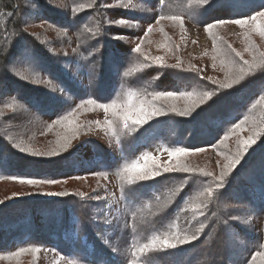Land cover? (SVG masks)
Returning <instances> with one entry per match:
<instances>
[{"label": "rangeland", "instance_id": "rangeland-1", "mask_svg": "<svg viewBox=\"0 0 264 264\" xmlns=\"http://www.w3.org/2000/svg\"><path fill=\"white\" fill-rule=\"evenodd\" d=\"M145 1L147 0H131V3L129 0H26L24 2L26 11L20 16L26 19L25 30L36 42L49 50L50 54L45 56L48 61L57 65L62 72V78H54L43 73L35 74L24 69V67L40 68L39 60L42 59L43 54L39 52L42 55L36 56L35 53L39 51L37 48L34 52L30 51L29 55L23 53L10 60L7 70L19 79L28 82L33 80L34 86L49 92L51 95L49 105L56 111L58 108L65 107L70 110L67 113L61 111L56 116H48L46 113L39 115L40 112L32 106L31 102L25 104L6 98L7 101L0 104V114H3L6 120L3 121L4 123L7 122L11 126L15 123L12 131L9 127L6 128L9 130L8 138L14 142L13 144L21 153L27 156L47 160L66 157L67 161L72 160L68 164L65 163L67 166H74V162L84 167H87L88 163L90 165L88 169L68 177H30L42 182L29 185L12 178H29L9 172L14 170L13 167H17L18 163L10 162L9 165H5L7 164L5 162L4 170L0 171V206L9 204L13 206L22 201H44L56 209L55 212H45V215L49 217L52 214L56 216L59 214L57 209L60 206L55 208L51 205L52 203L59 201L66 208L72 206L75 208L80 204L83 220L89 223L93 231L91 237H96L94 246L106 244L112 250L114 249L115 254L112 255L119 259L116 261L111 257L101 260L96 255H91L89 251L66 256L61 254L55 243L38 242L31 238L32 236H27L17 245L5 239L6 242L8 241L9 248L0 250V264H158L151 261L147 254H150L149 249L158 247L161 240H164L162 238L168 234L160 228L162 226L157 227L152 219L155 220L156 215L163 213L169 204L165 203L167 208L162 207L157 212L160 205L155 203L156 205L151 206L148 196L139 195V192L143 193L145 190L142 186L168 174L182 175L185 177L183 180L185 182H189L191 178L199 174L203 175L202 173L212 174L216 172L218 159L225 157L214 152L213 149L188 152L187 155L170 159L168 153L171 149L161 142L147 143L145 135L149 133L143 132L150 122L163 115L153 116L142 125L133 124L129 120L128 126H124L122 116L130 93L135 94L131 103L133 114L140 107L141 101L145 102L147 110L156 107L162 109L164 115L169 109H176V105L180 102L182 104L188 102L179 95L175 99L154 98L155 95L151 91L154 84L161 80L163 71L168 73L171 68H175L186 72L191 67L203 75L204 67L208 70L212 68L210 62V53L213 48L212 36L205 31V28L199 27L190 19L187 20L183 7L177 5L179 0L158 1L157 6L164 15L160 17H164L163 19L150 17L153 14V7L147 6ZM198 3L197 1V5ZM176 12L179 13L175 14ZM51 14L54 15L56 23L49 21ZM170 17L180 19L173 20ZM119 19H124L126 23L116 24L115 21ZM157 20H159L158 23ZM149 27L151 32L147 31ZM216 28L229 36L236 47L239 46L240 49L245 50L241 32L244 31V27L226 23ZM117 35L119 39L114 38ZM114 42H117L118 46L111 56L114 55L118 60H120L119 57H123L125 64L122 69H117L118 60L114 61L113 57L109 59L107 66L111 69L112 79L110 78V82L104 85V89H110V95L101 94L98 98H94L91 93H88L90 95L86 96L88 99L82 100L75 95V87L80 89V92L93 87L97 88L94 75H99L100 65L98 68L95 64L97 61L101 63L100 58L103 57V53L105 51L109 53L111 47L115 45ZM138 45L140 51H133ZM20 49H27V47L24 45ZM46 58L43 60L47 61ZM190 58H196L194 66L189 65ZM86 64H90L93 71L89 77L85 76L89 71ZM35 76L40 82L34 80ZM3 90L4 88L0 85V94L4 93ZM89 100L94 102L89 104ZM113 100L119 104V107L114 110L105 112L103 108L97 106L98 103H111ZM253 124L251 120L245 127L243 124L240 125L238 132L232 133L234 135L230 137V144H233L236 138L239 142L243 140V138L240 140V135L244 137L247 131L253 129ZM17 125L20 126L17 128ZM229 148L237 152L236 146L231 145ZM104 153L107 157L103 158L104 155L101 156V154ZM146 154L150 157L147 160L144 159ZM100 161H104L105 164H101ZM177 161L192 171L189 173L163 171V168L169 164L175 166ZM112 162L115 165L111 166ZM133 162H138L141 168L147 165L145 169L147 171H154L159 165V175L150 176L146 180H137L134 174L122 171L125 164ZM65 164L63 163L64 166ZM20 168L26 169L24 166ZM46 181H56V183ZM51 193L56 195H50ZM152 195L155 201L157 197ZM232 195L233 193L229 197ZM137 196L142 197L140 202L131 199V197L138 198ZM189 204L187 212L191 214V220H189L191 224L195 218H201L198 215L203 207L199 200L193 199ZM29 206L30 209L34 208V205ZM44 209L47 211L48 208L36 209L37 214H41ZM237 209L239 217L234 218V221L237 222L238 233L232 231L233 235L227 228L226 238L223 241L227 247L234 244L236 248L235 245H239L240 249L236 250L231 257L233 262L239 261L243 255L242 250L249 252L251 247H255L258 241L262 240L260 224L262 220L258 216H253L252 210L248 207L239 205ZM39 211L41 212L38 213ZM31 212L32 210L22 207L8 217H13V225L20 226L26 232L29 228L33 230L38 228L36 223H31L36 220ZM70 215L72 216V212H68V216ZM200 221V224L204 223L202 219ZM75 225L77 227V222ZM170 227L175 230L178 228V231L180 229L177 221ZM7 229L9 230L10 226ZM101 229L106 232L101 233ZM39 231H41L40 228L36 233ZM128 232H130V238L134 239L131 249L124 245V241L129 238L126 235ZM199 234L197 238L200 237ZM153 240H156L155 244L151 243ZM145 244H149V247L144 248ZM21 249L25 251L22 252ZM214 257L213 253H210L209 258L212 260ZM109 260H112L111 263L108 262ZM252 264H264V259Z\"/></svg>", "mask_w": 264, "mask_h": 264}, {"label": "trees", "instance_id": "trees-1", "mask_svg": "<svg viewBox=\"0 0 264 264\" xmlns=\"http://www.w3.org/2000/svg\"><path fill=\"white\" fill-rule=\"evenodd\" d=\"M25 1L0 0V85L4 88L3 95L0 94V104L7 101L5 100L7 98L25 104L31 102L32 106L40 112H38L39 115L46 113L48 116H56L61 111L67 113L70 110L68 107L58 108L57 111L54 107L52 108L48 102L51 97L49 92L34 86L33 80L28 82L19 79L7 70L10 66V60L21 56L23 53L29 55L30 51L34 52L37 48L39 51L35 55L41 56L43 54L42 59L39 60L40 68L24 67V69L35 74L43 73L54 78H62V72L57 65L46 58L50 54L49 50L36 42L25 30L26 19L24 16H20L26 11ZM158 1H145L147 6L153 7V14L150 17L154 19L164 16L157 6ZM197 1L199 2L198 5ZM178 2L177 5L183 7L185 16L188 17L187 20L190 19L201 28H205V24L217 20L246 19L248 25H245L244 31H241L242 44L245 50L240 49L239 46L236 47L230 41L229 36L219 31L216 28L219 26L218 24L210 31L213 46L210 53L212 65L210 70L204 67V73L201 75L198 70L191 67L186 72L171 68L169 72L167 71L168 73L163 71L161 80L155 83L152 88L153 95L160 91H175L177 95L188 102L185 104L180 102L176 105V111L169 109L166 115L150 122L147 129L143 131L144 134L149 133V135H145L147 136V143L161 142L171 150L183 147L188 149V152H199L196 151L197 149H204L203 151L214 149V152L225 157L217 160L216 172H212L211 176L202 173L203 175L199 174L195 178H191L189 182H185L183 181L185 177L182 175H179L180 178L177 174H168L142 186L145 187V190L143 193L139 192V195L148 196L151 206L155 203L160 205L157 212L162 207H166L165 203L169 204L167 209L163 208L165 210L163 213L159 216L156 215L155 220L154 218L152 220L157 224V227L160 225L162 226L161 229L167 231L166 237L168 238L163 237L162 239L166 238L176 243L174 248H169L161 243L158 247L149 249L150 254H147V257L158 264H252L258 260L262 261L264 259V35L260 33L264 32V16H257V14L264 13V0H179ZM179 12L181 11L179 10ZM53 16L51 14L49 21L56 23ZM252 16H257V19L253 21ZM138 22L140 23V20ZM114 44L109 53L108 51L103 53V57L100 58L101 63L95 61L96 67L99 68L100 65L99 75H94L97 88L93 87V89L80 92V89L75 87V95L82 100L88 99L86 96H90V93L94 98H98L101 94L110 95L111 90H105L104 85L110 82V78L112 79L111 69L107 66L110 57H113L114 61L118 60L114 55L111 56L118 46L117 42ZM24 45L27 49L19 50ZM237 52L240 53L239 56L236 55ZM43 58H46L47 61H44ZM119 58L117 69H122L125 60L123 62L124 58ZM191 58L189 65L194 66L196 58ZM86 65L89 71L85 76L89 77L93 71L90 64ZM12 66L19 67L18 65ZM240 69L244 70V78L238 84H233L230 89L219 87L239 75ZM36 78L35 76L34 80L40 82ZM204 91H214L216 94L211 100L199 105V96ZM182 92H192L193 95L190 97L181 96L180 93ZM237 98L240 100L237 101ZM185 109L189 110L188 115L178 114ZM2 115L0 114V171L4 170L5 165H9L10 162L19 164L17 167H13L14 170L9 171L10 173H17L29 178H62L88 169L89 163L87 167L79 163L77 165L75 162L73 163L74 166H67L72 160L67 161L68 158L66 157L47 160L24 155L7 135L9 130L6 128L9 127L12 131L15 128V123L12 124L13 126L7 122L4 123L3 121L6 120ZM251 120L254 122L253 129L247 131L244 137L240 135V140L243 138L240 142L236 138L235 142L230 144V137L239 130L236 125L243 124L245 127ZM19 126L17 125V128ZM233 132L234 134H232ZM252 136L256 137V142L242 153L240 163L228 171L223 186L217 189L216 180L221 171L224 170V166L230 163V158L236 156L242 147L241 142ZM231 145L236 146L235 151L237 152H233L229 148ZM102 155H104L103 158L107 157L106 153ZM5 162L7 164L3 165ZM100 162L105 164L104 161ZM113 162L110 163L111 166L115 165ZM63 163L67 164L64 166ZM115 163L117 162L115 161ZM106 164H108L107 161ZM22 166L26 169H21ZM209 186L213 187V194L200 196V192ZM231 193L233 195L229 197ZM152 194L157 197L155 201ZM137 197H131V199L140 202L142 197ZM193 199L194 201L199 200L203 210L198 215L201 218H195L190 224L191 214L187 211L190 206L189 203ZM37 202L22 201L13 206L11 204L0 206L1 251L9 248L8 241L6 242L5 239H9L17 245L27 236H32L31 238L38 242L55 243L62 255L72 256L77 252L82 254L89 251L91 255L94 254L101 260L111 257L115 258L116 261L119 259V257L112 255L115 254L114 249L112 250L106 244L94 246L96 237H91L93 231H91L89 223L83 220V213L80 211L82 205L78 204L75 208L71 205L72 207L66 208L59 201L55 204L52 203L51 205L55 208L60 206L57 209L58 217L53 214L47 217L45 212H55L56 209L44 201ZM29 205H34V208L30 209ZM239 205L248 207L252 210L253 216H258L262 220L260 222L262 240L261 242L258 241L255 247H251L249 252L242 250L243 255L239 261L233 262L231 257L236 250L240 249L239 245H235L236 248H234V244L227 247L223 241L226 238L225 231L227 228L230 229L231 233L232 231L238 233L237 222L234 221V218L239 217L237 209ZM22 207L29 209V211L32 210L31 213L34 214L33 217L36 220L31 221V223H36L41 231L36 233L38 228H34V230L29 228L26 230V232L28 231L27 234L20 226L13 225L12 220L14 218L8 216L16 213V209ZM44 207L48 208L47 211L44 209L41 214H37L36 209L41 210ZM68 212H72V216H68ZM201 219L204 223L200 224ZM175 221L180 225L179 231L178 228L176 231L170 227ZM8 226H10L9 230L7 229ZM105 232L106 230L102 231L101 229V233ZM187 234L190 236L199 234L200 237L185 244L176 241V237L182 240ZM126 235L129 238L124 241V245L131 249L134 239L133 237L130 238V232ZM106 248H108V252H106ZM210 253L215 256L212 260L209 258ZM112 260L108 262L111 263Z\"/></svg>", "mask_w": 264, "mask_h": 264}, {"label": "snow or ice", "instance_id": "snow-or-ice-1", "mask_svg": "<svg viewBox=\"0 0 264 264\" xmlns=\"http://www.w3.org/2000/svg\"><path fill=\"white\" fill-rule=\"evenodd\" d=\"M129 3H131V0H129ZM106 7H111V5H106ZM124 7H127V5H124ZM257 16H264V13H258ZM257 16H252L251 19L253 21H255L257 19ZM164 17H160V19H163ZM170 19L173 20H177L180 19L178 17H170ZM159 22V20H157V23ZM181 24H182V20H180ZM116 24L119 25H123L126 23V21L124 19H119L117 21H115ZM226 23H232L235 25H238L240 27H244L248 21L246 19H231V20H217L215 22H211V23H207L204 25L205 27V31L209 32L211 31V29L215 28L218 24L222 25V24H226ZM148 32H151V27H149V29L147 30ZM261 35H264V32L260 33ZM114 38L119 39V35L115 36ZM133 51L135 52H139L140 51V46L138 45ZM237 56L240 55V53H236ZM160 59V58H158ZM247 63V62H245ZM239 75H237L234 79H231L229 82L221 84L219 87L222 89H230L232 87L233 84H238L243 78H244V70L240 69L239 70ZM216 93L214 91H204L200 96H199V100H198V104L199 105H203L206 101L211 100L213 98V96ZM134 93H130L129 94V100L126 103L125 106V110L122 116V119L124 121V126L127 127L128 126V121L131 120L133 124L136 125H142L144 123H146L151 117L153 116H159V115H164V111L162 109L156 108V107H152L151 110H147L145 108V102L141 101L140 103V107L138 109L135 110V114H133V108L131 107V103H132V97L134 96ZM181 96H192L193 93L192 92H182L180 93ZM177 97V92L175 91H160L157 92L155 94V99H175ZM94 101L93 100H89L88 103L92 104ZM98 107L103 108V110L105 112H108L109 110H114L117 107H119V104L117 103V101L113 100L111 103H98L97 104ZM173 111H176L175 108L172 109ZM115 114V113H113ZM179 115L182 116H186L189 114V110L185 109L184 111H181L178 113ZM57 123H59V121H57ZM236 127L238 128L239 125H236ZM256 142V137L252 136L249 137L247 140L242 141V147L238 150L236 156L234 158H230V163L224 166V170L221 171L219 178H217L216 180V188L219 189L220 187L223 186L224 183V178L225 176L228 174V171H230L232 168H234L236 165H238L240 163L241 160V155L244 151L247 150V148L249 146H251L252 144H254ZM204 149H197L196 151H203ZM21 151H23V149H21ZM188 149L180 147V148H174L172 150L169 151V157L171 158H178L182 155H187L188 153ZM150 157L146 154L144 159L147 160ZM147 168V165H145V168H141V166L139 165L138 162H133L131 164H125L122 171L123 172H127L129 174H134V178L137 180H146L148 179L150 176L154 177L156 175H159V165H157L156 169L154 171H147L145 170ZM164 172H173V171H180V172H186L189 173L192 170L189 169L186 166H182L179 161H177V164L175 166H172L171 164H169V166H166L163 168ZM207 176H211V173H207ZM13 179H19V181L21 183H27L29 185L32 184H36V183H41L42 181H38V180H34L31 178H19V177H12ZM47 183H56V181H46ZM129 182L131 183V179L129 180ZM213 187L209 186L204 188V190L202 192H200V196H204L205 194L208 196H211L213 194ZM50 195H56L55 193H51ZM157 239H159V237H157ZM195 239H197V237L195 235L193 236H185L184 239H180L179 237H176V241L180 244H185V243H189L191 241H194ZM152 244L156 243V240L151 241ZM161 243L164 246L167 247H176V243L171 242L168 239H164L161 241ZM144 248H148L149 244H145L143 246ZM21 251H25V249H21ZM35 251H39V249H35Z\"/></svg>", "mask_w": 264, "mask_h": 264}]
</instances>
